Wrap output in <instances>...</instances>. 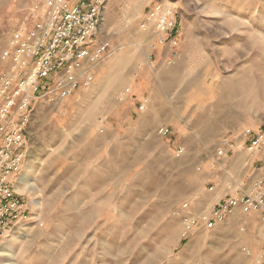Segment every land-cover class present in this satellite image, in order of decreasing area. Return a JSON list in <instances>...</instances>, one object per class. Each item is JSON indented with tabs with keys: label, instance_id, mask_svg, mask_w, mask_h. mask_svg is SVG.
<instances>
[{
	"label": "rangeland",
	"instance_id": "rangeland-1",
	"mask_svg": "<svg viewBox=\"0 0 264 264\" xmlns=\"http://www.w3.org/2000/svg\"><path fill=\"white\" fill-rule=\"evenodd\" d=\"M157 3L173 9L178 27V58L162 72V104L176 109H162V125L186 130V142L160 136L148 114L128 117L161 73L151 64L157 39L141 28ZM17 5L0 1V54L20 20ZM102 37L110 49L92 84L34 105L16 185L32 215L0 236V264H264L245 248L240 219L183 238L178 215L186 203L188 213L208 212L206 198L239 183L249 189L264 167V149L216 156L225 135L242 142L246 129L264 133V0H109ZM213 105L230 107L240 128L211 139L203 111Z\"/></svg>",
	"mask_w": 264,
	"mask_h": 264
},
{
	"label": "built area",
	"instance_id": "built-area-1",
	"mask_svg": "<svg viewBox=\"0 0 264 264\" xmlns=\"http://www.w3.org/2000/svg\"><path fill=\"white\" fill-rule=\"evenodd\" d=\"M8 1L18 4L20 20L9 32L0 54V236L27 226L31 219L28 203L18 194L16 185L27 162L35 103L44 99L52 103L64 101L90 86L95 68L110 49V42L102 37L109 0ZM141 23L142 29L152 30L159 45L177 47L178 27L169 5L155 4L145 12ZM177 56L174 52L172 60ZM169 133V127L158 129L162 137ZM218 144V158L238 152L241 145L248 151L260 152L264 149V133L246 129L242 142L228 134ZM188 210L186 203L181 211L187 213H178L183 238L199 229L212 231L236 212L243 216L258 214L264 230V174L249 189L245 188L242 196L226 198L199 217ZM256 259L264 261L262 256Z\"/></svg>",
	"mask_w": 264,
	"mask_h": 264
},
{
	"label": "crops",
	"instance_id": "crops-1",
	"mask_svg": "<svg viewBox=\"0 0 264 264\" xmlns=\"http://www.w3.org/2000/svg\"><path fill=\"white\" fill-rule=\"evenodd\" d=\"M173 53H174V48H172L171 46H162L159 44L157 46H154L152 56H151V64L155 65V67L161 73H153V78L151 80V86L148 87V90H145L141 97L137 96V98L132 99V102H131L132 108H130V110L128 111V117L130 116L133 117L135 114L138 115L136 117H139V116L141 117L145 113V114H148V116L152 117L153 121H156L157 124H160V127L166 126V125H162V109L164 111L168 109L175 111L176 108L172 106L170 103L162 104V97H165L167 95V90L166 88L163 87L164 83L167 80L163 76L162 72L165 70L166 63L172 60ZM201 96L204 99H207V97H209V99L211 97L215 98L216 92H214L213 94H208V95L207 94L197 95L196 97L201 98ZM176 97L177 98L175 99H179V97H182V93H179V97L178 96ZM192 97H195V96H192ZM162 105H163V108H162ZM203 113L206 114L203 130L207 133V135L211 139L218 138L222 133H225L226 131L231 132L232 130H238L240 128L239 125L237 124V119H236L238 114L230 111V107L227 109L226 108L224 109V108H221V106L213 105L211 107H208L207 110L205 109ZM232 119H234L235 121L231 122ZM166 127H169V126H166ZM172 134H174L177 139L179 138L181 142L183 141L186 142V139H189L187 136L188 133H186V130L180 131L178 128L173 131L171 130L170 135ZM246 153L247 151L245 148H241L239 150V155L246 154ZM255 156H257L256 157L257 160L255 162L257 163L259 161V155H255ZM212 157L214 158L213 154H212ZM231 172L229 171L224 172V176H226L227 178L233 177V175L230 174ZM255 172H256V175H254L252 180L249 182L248 186L252 185L259 177H261L264 174V167L262 169L260 168L255 169ZM240 184L241 183H239L238 186H236L235 188L231 190L216 191L215 194L206 198L205 200H207L208 203L210 202L209 205L211 206V209H212L219 202H221L222 200H225L226 198L240 197L243 195L244 189H245L244 186ZM212 190H214V187H212ZM201 213L202 211L198 213L191 212L190 214L193 216L199 217ZM232 219L233 220L240 219L239 221L240 225H238L239 222L237 223L239 232H240V228H244V227L247 228L246 233L243 234V237H242V241L244 243L245 248L250 250L253 253V256L255 257L262 256L264 260V230H263L261 223L259 222V215L250 214L248 216H243L239 212H236L234 215L231 216V218L229 217V222H226L228 220L227 219L224 223L218 224L214 228V230L219 227H222L225 230L227 226L229 227L230 225L234 226L233 225L234 222Z\"/></svg>",
	"mask_w": 264,
	"mask_h": 264
}]
</instances>
